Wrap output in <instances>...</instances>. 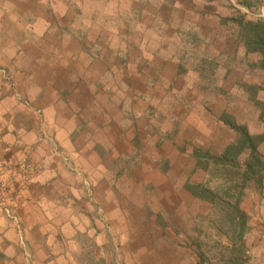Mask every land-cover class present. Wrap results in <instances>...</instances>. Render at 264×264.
Returning a JSON list of instances; mask_svg holds the SVG:
<instances>
[{"label":"rangeland","instance_id":"rangeland-1","mask_svg":"<svg viewBox=\"0 0 264 264\" xmlns=\"http://www.w3.org/2000/svg\"><path fill=\"white\" fill-rule=\"evenodd\" d=\"M247 1L0 0L2 82L28 109L57 98L76 122L75 151H53L65 172L36 222L48 233L43 264H195L196 246L218 247L221 212L185 186L221 184L193 156H219L237 140L220 111L256 134L248 88L264 84V69L236 21L264 20V0ZM21 149H0L9 215L0 214L25 245L20 210L42 166ZM246 186L252 258L249 213L264 187Z\"/></svg>","mask_w":264,"mask_h":264},{"label":"crops","instance_id":"crops-1","mask_svg":"<svg viewBox=\"0 0 264 264\" xmlns=\"http://www.w3.org/2000/svg\"><path fill=\"white\" fill-rule=\"evenodd\" d=\"M239 1L244 6H249L250 4L247 0ZM260 95L264 96V91H259L256 95V99L264 103V100L260 97L258 98ZM31 106L32 108L28 109L20 101L19 96L13 92V88L3 83L0 78V149L8 146L11 155L14 154L15 157H20L23 153L21 148H24L31 155L32 160L39 161L42 166L41 173L33 178L36 184L33 185L30 201H25L26 203L20 210L21 212L19 211L20 217L24 218V224L26 225L22 232L25 245L20 240L19 234L15 231L12 223L0 214V264L44 263L45 252L43 250L39 252V248L40 245L45 243V235L48 233L42 228H37L36 222L44 215L43 209H51V207L47 206L54 202L55 199L50 194L55 195L56 192H59L61 177L64 176L65 172L53 151L58 149L68 154H72V151H75L73 145L76 144L77 134H72L76 128L73 112L68 117L63 116L61 112L64 104L57 98L53 101L43 98L42 101L33 102ZM250 106L256 112H253L251 121H245L248 130L254 131L255 135H264V122L261 118V110L254 105ZM37 110L42 112V116L38 115ZM51 111H53V116L50 115ZM224 113V111L218 113V119H220L222 124L221 116ZM229 113L231 112L229 111ZM232 114L237 118L234 112ZM64 118L66 123H74L73 130L66 132L62 129V120ZM226 128L229 129L228 127ZM44 132L46 134H42ZM258 150L264 160V141ZM33 191H35V194ZM254 203H256V210L249 213V217H251V239L248 240V246H253L251 250L253 262L255 264H264V198L261 199L258 195L257 201ZM250 206L252 207V202H250ZM27 251L32 255L31 260H29ZM257 251L259 253H256Z\"/></svg>","mask_w":264,"mask_h":264},{"label":"trees","instance_id":"trees-1","mask_svg":"<svg viewBox=\"0 0 264 264\" xmlns=\"http://www.w3.org/2000/svg\"><path fill=\"white\" fill-rule=\"evenodd\" d=\"M236 23L243 26L242 42L246 51L260 57L254 66L264 69V20L245 21L244 18H240ZM248 89L251 94L250 100L261 110L264 122V103L256 100L257 93L264 91V84L249 86ZM221 121L236 133L237 140L226 147L219 156L211 155L199 148L193 149L197 169L208 172L211 176L221 177V184L215 188L209 183L204 185L187 183L185 186L195 198L211 203L221 212L219 245L196 246L195 264H252L245 242L249 218L241 208V200L247 182L254 183L258 190L264 187V160L258 151L259 145L264 141V135L249 134L245 126L238 125L228 114H223ZM244 151H248V158L240 165L237 158Z\"/></svg>","mask_w":264,"mask_h":264},{"label":"built area","instance_id":"built-area-1","mask_svg":"<svg viewBox=\"0 0 264 264\" xmlns=\"http://www.w3.org/2000/svg\"><path fill=\"white\" fill-rule=\"evenodd\" d=\"M4 192H5V188L3 184H0V210L5 212L6 215H9V208H8V204H6L4 199L5 196Z\"/></svg>","mask_w":264,"mask_h":264}]
</instances>
